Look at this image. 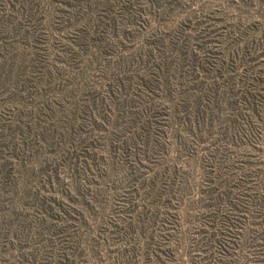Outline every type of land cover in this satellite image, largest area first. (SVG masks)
I'll return each mask as SVG.
<instances>
[{
    "label": "rangeland",
    "instance_id": "obj_1",
    "mask_svg": "<svg viewBox=\"0 0 264 264\" xmlns=\"http://www.w3.org/2000/svg\"><path fill=\"white\" fill-rule=\"evenodd\" d=\"M0 264H264V0H0Z\"/></svg>",
    "mask_w": 264,
    "mask_h": 264
}]
</instances>
